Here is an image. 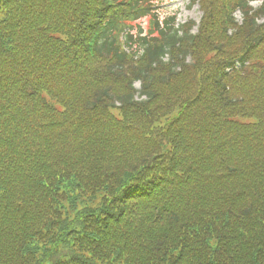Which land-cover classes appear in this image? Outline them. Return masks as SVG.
Here are the masks:
<instances>
[{
  "label": "trees",
  "instance_id": "trees-1",
  "mask_svg": "<svg viewBox=\"0 0 264 264\" xmlns=\"http://www.w3.org/2000/svg\"><path fill=\"white\" fill-rule=\"evenodd\" d=\"M159 1L0 0V264H264V8Z\"/></svg>",
  "mask_w": 264,
  "mask_h": 264
},
{
  "label": "rangeland",
  "instance_id": "rangeland-1",
  "mask_svg": "<svg viewBox=\"0 0 264 264\" xmlns=\"http://www.w3.org/2000/svg\"><path fill=\"white\" fill-rule=\"evenodd\" d=\"M260 4L261 2H255L252 3V6L257 8L260 6ZM159 7L163 8L162 16L170 13L176 14L177 22L179 24L185 25L193 21L198 25L202 16L199 6H190L188 0H164L162 4H159ZM235 16L238 23H241V14L238 12L235 14ZM262 21H264V18ZM141 26L147 28L148 20L143 19L141 21ZM193 31L196 32V28ZM136 86H138V84H136Z\"/></svg>",
  "mask_w": 264,
  "mask_h": 264
}]
</instances>
